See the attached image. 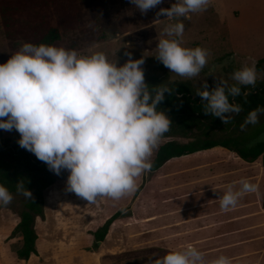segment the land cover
I'll return each instance as SVG.
<instances>
[{
  "label": "clouds",
  "instance_id": "obj_1",
  "mask_svg": "<svg viewBox=\"0 0 264 264\" xmlns=\"http://www.w3.org/2000/svg\"><path fill=\"white\" fill-rule=\"evenodd\" d=\"M142 14L156 8L163 0H130ZM211 0H177L170 8H162L157 17H188L204 12ZM185 30L182 22L168 25L164 32L178 39H161L157 59L171 73L192 79L201 73L210 55L207 49L182 47ZM128 60L123 66L110 62L102 52L81 56L76 50L24 43L20 51L0 64V129L20 134L18 144L46 163L56 175L63 170L70 174L67 190L96 203L102 198L119 200L137 190V179L151 171V158L172 120L164 111H157L172 94L166 86L151 91L145 83L142 65L145 60ZM236 83L228 86L220 80L209 91L205 81L197 91L204 114L220 118L226 125L229 114H239L242 107L230 103L229 96L242 94L241 86L254 87L255 66H243L230 77ZM248 93H243L246 97ZM264 108L248 113L241 131L259 123ZM240 189L229 186L220 196V208L234 209L246 193L257 192L258 185L241 180ZM17 191L32 200L33 193L17 184ZM13 195L0 185V205L7 206ZM154 264H207L205 255L193 245L170 251ZM211 264H232L220 256Z\"/></svg>",
  "mask_w": 264,
  "mask_h": 264
},
{
  "label": "crops",
  "instance_id": "obj_2",
  "mask_svg": "<svg viewBox=\"0 0 264 264\" xmlns=\"http://www.w3.org/2000/svg\"><path fill=\"white\" fill-rule=\"evenodd\" d=\"M148 180L137 197L132 193L119 200L110 198L108 211L98 218L62 215L54 220L60 222L55 224L57 230L48 228L45 239L38 233L39 255L19 260L20 242L0 251V264H104L105 258L111 261L117 255L123 259L119 264H154L168 252L188 245L203 252L207 264L220 256L229 257L232 264H264L262 159L247 162L217 147L173 159ZM241 180L258 185V191L246 193L234 209L222 211L220 196L229 186L239 190ZM100 200L94 203L99 208ZM124 206L130 207L113 222L106 240L98 243V249L87 250L94 245L91 232ZM48 222L50 227L52 220ZM137 254L152 256L135 258Z\"/></svg>",
  "mask_w": 264,
  "mask_h": 264
},
{
  "label": "rangeland",
  "instance_id": "obj_3",
  "mask_svg": "<svg viewBox=\"0 0 264 264\" xmlns=\"http://www.w3.org/2000/svg\"><path fill=\"white\" fill-rule=\"evenodd\" d=\"M177 0H163L156 8L142 14L130 0H98L83 8L82 28L65 33L56 47L68 50H76L81 56H91L94 53H104L108 60L123 66L127 62L126 52L132 54V59H144L142 65L145 76L168 73L170 83H191L193 93L202 91L206 81L209 91L214 89L220 80L227 82L230 87L236 82L230 77L231 74L243 66H255L257 82L255 85H264V70L257 66L264 60V0H211L210 6L204 12L190 13L186 17L166 16L157 17L162 8H170ZM182 22L185 26L181 42L182 47L194 49L201 47L210 53L207 65L202 69L199 76L185 79L166 68L156 57L158 55V43L161 39H178L175 36H167L164 29L170 25ZM23 41L9 40L0 23V64L6 63L12 55L20 51ZM264 68V63L262 64ZM259 125L264 124V115L259 116ZM256 124V125H257ZM247 125L246 129L237 132L217 130L213 137H225L231 135L244 136V142L240 147H252L264 142V128ZM255 127V128H254ZM4 137L14 138L20 134L3 130ZM34 155L33 153H31ZM35 156V155H34ZM263 158V157H262ZM263 160V159H262ZM264 164V160H263ZM56 184L44 192L45 217L37 220V233L45 239V231L50 228L57 230L54 222L62 215L85 216L87 220L98 218L108 210L106 204L110 198H102L101 208L97 204L78 197L74 192L67 190L69 172L63 170L58 176L54 172ZM150 173L146 172L137 179V190L133 193L140 194L144 185L149 181ZM263 206H264V196ZM28 199L23 195H14L12 202L0 205V251H8L16 247L23 238L20 234L13 235L17 226L20 213L25 209ZM143 204V200L141 202ZM141 209L140 213H144ZM49 220H52L49 227ZM59 229V228H58ZM60 237V232L58 234ZM61 239L63 237H60ZM95 244V240H94ZM93 245L87 250L98 249ZM115 259L105 258L104 264L122 261L121 255ZM139 256V254H137ZM145 257L146 255H142ZM76 259L78 256H76ZM115 264V263H114Z\"/></svg>",
  "mask_w": 264,
  "mask_h": 264
},
{
  "label": "trees",
  "instance_id": "obj_4",
  "mask_svg": "<svg viewBox=\"0 0 264 264\" xmlns=\"http://www.w3.org/2000/svg\"><path fill=\"white\" fill-rule=\"evenodd\" d=\"M91 2L96 3L98 0H0V23L9 40L56 46L65 33L82 28L83 8ZM263 63L264 60H261L257 67L264 70ZM145 83L149 85L150 91L161 86L172 90L171 95L165 94V100L157 109L164 111L172 120L171 128L154 151L151 158L153 167L148 173L158 172L173 159L217 147L231 150L247 162L264 160V142L252 147H240L244 136L231 135L241 130L249 112L264 108V85L241 86L240 96H229L230 103L239 104L242 111L229 114L231 121L225 125L220 118L204 114L206 102H202L201 97L193 93L191 83H170L168 73L147 75ZM245 92L248 93L246 97L243 95ZM255 127L263 129L264 124ZM217 130L231 133L225 137H213L212 134ZM20 138H6L0 129V185L5 186L14 196L21 195L17 191V184L22 182L33 193L32 200L28 199L25 209L20 213V222L13 231L14 236L20 234L23 238L21 247L16 251L18 259L29 261L33 255H39L36 222L45 217L44 192L56 184V180L46 163L19 146ZM137 196L135 194L134 197ZM129 207L118 209L101 227L91 232L96 248L99 242L106 240L113 222ZM134 257L144 258L142 254Z\"/></svg>",
  "mask_w": 264,
  "mask_h": 264
}]
</instances>
